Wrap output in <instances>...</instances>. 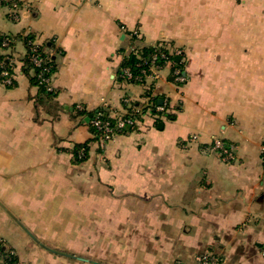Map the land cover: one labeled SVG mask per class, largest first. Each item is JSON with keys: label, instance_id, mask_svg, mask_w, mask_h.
<instances>
[{"label": "crops", "instance_id": "crops-1", "mask_svg": "<svg viewBox=\"0 0 264 264\" xmlns=\"http://www.w3.org/2000/svg\"><path fill=\"white\" fill-rule=\"evenodd\" d=\"M21 2L15 20L0 7V37L31 35L56 69L51 99L22 64L0 82V239L18 264H197L206 252L264 264V0ZM159 42L186 77L166 66L146 81L166 111L74 163L89 115L149 102L118 70ZM14 49L22 61L18 38Z\"/></svg>", "mask_w": 264, "mask_h": 264}, {"label": "built area", "instance_id": "built-area-1", "mask_svg": "<svg viewBox=\"0 0 264 264\" xmlns=\"http://www.w3.org/2000/svg\"><path fill=\"white\" fill-rule=\"evenodd\" d=\"M0 7H3L7 11V16L11 20L17 19V14L22 7L21 0H0ZM27 35V34H26ZM24 35V36H26ZM0 40V82L6 86H12L14 82V74L17 66L21 65L22 62L17 59L15 54V39L9 38L7 35H2ZM23 36V37H24ZM131 37L137 38L138 33L133 31ZM38 46L31 42V53L29 54V59L33 68L38 69L37 79L39 83L46 89V91H52L51 88V75L46 76L48 72L47 67L43 65L49 62L48 57L50 55L42 52L45 56L41 55L37 51ZM153 52L149 53L146 58L139 57V62L135 65L137 70L136 74H133L129 68L121 69L119 74L123 81L145 85L146 81H157L159 79V72L166 66L171 68V75L174 81L180 85L186 82V77L183 73L182 65L180 59L175 61V58H180V51L176 49H171L170 47H162L159 44L151 45ZM141 49H136L131 51V54L137 55L138 51ZM26 55V54H25ZM147 66L145 69L144 66ZM145 90L147 92V99H150L149 92L150 87L145 85ZM124 108L121 113H115L111 111H106V115L102 112H95L89 120L90 125L94 128L95 132L98 134V142L101 144L110 142L116 136L128 133L130 130L134 131L142 123L141 118L144 116V107H149L156 114H161L166 111L163 104L161 105H150L148 102L142 106H132L127 99H123ZM78 110L82 107L78 106ZM104 109V108H103ZM148 109V110H150ZM105 110V109H104ZM195 139V137H193ZM211 149L214 151L222 161L232 162L235 161V147L232 144L226 143L220 139H214L211 143ZM263 150V146H262ZM261 150V151H262ZM84 157V151L80 150L78 152V158ZM4 250V251H3ZM13 254L7 248L3 241L0 239V264H2L5 253ZM197 264H221V259L213 253H203L196 257Z\"/></svg>", "mask_w": 264, "mask_h": 264}, {"label": "trees", "instance_id": "trees-1", "mask_svg": "<svg viewBox=\"0 0 264 264\" xmlns=\"http://www.w3.org/2000/svg\"><path fill=\"white\" fill-rule=\"evenodd\" d=\"M2 37H4V36H1L0 40L2 39ZM8 37L11 39H15V40H17V38H18L22 41V43L25 47V54H26L25 57L21 61L22 62V69H23V72L26 74H28L29 72L31 73L30 82L32 85H34L38 88L39 95L44 96L48 99L53 98L54 93L52 91H50V92L46 91V89L39 83V80L36 77L37 72L39 70L32 67L30 59H29V54L31 53V50H30L31 49V42L33 41V37L31 35H26V36L20 37V38L10 36V35ZM157 44L161 45L162 47L169 46V45H167V43H164V42H162V43L159 42ZM169 47H171V46H169ZM36 49L39 53L41 52L42 56H45L44 54H42L43 51H42L41 47H37ZM151 52H153L152 48L146 47V48H142L140 51H138L137 55L129 54L128 56L124 57V59L122 60L120 66H119L118 76L121 72V69H123V68H129V70L133 74H136L138 69L136 68L135 65L139 62V57H137V56L140 55V57L146 58L149 55V53H151ZM45 57H47V56H45ZM1 59H2V57L0 56V60ZM48 60H49V62L45 63L43 65V67L48 68V72L45 75L46 76H50V75L52 76L55 72L56 67H55L54 61H53L51 56L48 57ZM144 67H145V69H147L146 65ZM119 79L122 80V78H119ZM149 103H150V105L155 106L158 104V99L150 98ZM131 105L135 106V103L134 104L131 103ZM148 109H150V108L144 107L143 111L145 112ZM150 110H151V111H149L150 113H154V111L152 109H150ZM99 112H102L106 115V111L104 109L99 110ZM88 125H89V129H90V133L92 135V138L86 143L75 145L73 147L71 154H72L74 163H80V162L85 161L87 159V154H88V144L90 142L98 141V134L95 132L94 128L90 125V123ZM80 150L84 151V157H82V158H78V152ZM261 160H262V164L264 167V143H263V150L261 151ZM2 264H18V262L16 260V257L14 256V254H10L8 252V253L4 254V259H3Z\"/></svg>", "mask_w": 264, "mask_h": 264}, {"label": "water", "instance_id": "water-1", "mask_svg": "<svg viewBox=\"0 0 264 264\" xmlns=\"http://www.w3.org/2000/svg\"><path fill=\"white\" fill-rule=\"evenodd\" d=\"M179 60V57H177V58H175V61H178ZM91 118V115H89L86 119H85V121L86 122H89V119ZM158 127L159 128H162V124L160 123L159 125H158Z\"/></svg>", "mask_w": 264, "mask_h": 264}]
</instances>
